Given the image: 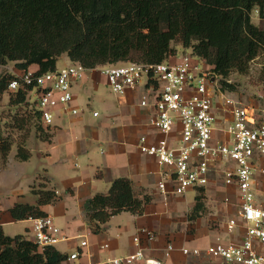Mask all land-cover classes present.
<instances>
[{
    "label": "trees",
    "instance_id": "1",
    "mask_svg": "<svg viewBox=\"0 0 264 264\" xmlns=\"http://www.w3.org/2000/svg\"><path fill=\"white\" fill-rule=\"evenodd\" d=\"M253 10L264 19V0H0V66L12 61L20 70L34 68L40 74L55 70L63 54L88 68L119 61L157 63L175 52L172 42L179 40L233 87L226 81L233 71L247 73L256 57L264 60V28L253 22ZM12 77L0 74V95ZM32 89L29 85L13 92L10 103L29 105ZM32 108L28 119L39 137L49 140L48 126L36 104ZM12 144L0 130L4 163ZM15 156L30 158L25 140L17 143ZM33 191L38 196L35 203L17 201L10 207L14 220L46 216L42 206L58 198L46 184ZM205 198L201 188L190 219L207 211ZM151 201V195L136 190L133 180L123 176L108 191L86 199L83 210L98 233L113 215L144 214ZM67 257L55 245L40 247L25 235H8L0 224V264H63Z\"/></svg>",
    "mask_w": 264,
    "mask_h": 264
},
{
    "label": "built area",
    "instance_id": "2",
    "mask_svg": "<svg viewBox=\"0 0 264 264\" xmlns=\"http://www.w3.org/2000/svg\"><path fill=\"white\" fill-rule=\"evenodd\" d=\"M172 56L177 58L170 61ZM168 58L157 63L109 62L91 68L72 61L40 74L34 68L14 70L8 90L17 92L31 85L38 93L35 104L42 122L51 125L58 109L74 115L81 111L73 83L91 71L105 75L116 94L142 89L140 105L151 110L149 125L159 137L150 140L143 134L138 147L161 166L160 192L165 197L181 195L220 178L227 193L233 190L235 194L233 199L225 197L233 208L225 221L232 239L179 249L186 255L212 258L215 264H264V99L242 101L232 96L214 66L191 47ZM28 219L32 239L40 247L69 239L50 215ZM147 234L149 239L155 238L152 231ZM134 242L138 247L126 255L81 262L88 252L78 249L67 259L79 264H165L146 253L139 236ZM88 244L87 239L81 241L83 248ZM109 246L104 243L101 248ZM175 249L177 246L169 243L164 252L169 256Z\"/></svg>",
    "mask_w": 264,
    "mask_h": 264
},
{
    "label": "crops",
    "instance_id": "3",
    "mask_svg": "<svg viewBox=\"0 0 264 264\" xmlns=\"http://www.w3.org/2000/svg\"><path fill=\"white\" fill-rule=\"evenodd\" d=\"M58 64L59 63L57 62V68H60ZM6 65L10 67L11 73L14 72V70H20L16 67L15 62L12 66H10L9 63ZM63 65H67V63H64ZM89 80H93V86L95 89H98L101 83L110 87L106 76L97 71H91L83 80L74 82L73 91L76 96L75 102L80 107L81 111L74 115L64 109L56 110L54 122L51 125H47L50 139H42L47 143L48 157L51 159L56 158V160L59 159L60 164L73 165V157H79L84 163L94 167V174H90L88 170H83L81 174H66V177L62 180V184L66 191L68 187L72 189L71 192L67 191V194H70L78 201L80 210L82 211V219L80 221L74 219L66 221L65 228H61V234L69 237V239L61 241H68L69 249L65 252L59 250L69 255L75 250L83 249V251L88 252V254L82 256L81 262H87L89 259L98 260L111 255H117V250L119 249L118 239H113V241L107 239V223L103 225L100 232H94L87 221L83 205L86 199L95 193L103 192L100 189L101 181H104L101 185L108 187L109 189L116 178L126 176L133 180L136 190L142 189L151 195L152 201L151 204L147 206L144 214H136L138 217L133 226L135 234L131 235V238L126 243V249L122 250L121 255L129 254L138 247L134 242V237L139 236L146 253L151 257L160 258L165 264H185L187 257L203 260L205 261V264H215V260L212 258L186 255L179 249V247H206L211 244L226 242L232 239L233 235H231L226 228L225 221L228 213L233 212V208L226 204L225 197L226 195H229L233 199L235 195L234 191L231 190L228 194L220 178L214 179V181L206 186L192 187L197 189V194L194 203L186 209L181 217V220L186 223L184 231H181V234H178L162 229L159 222L153 220V215L151 213L157 211L156 206L162 203V200H168L175 196H185L189 189L185 194H169L165 197L157 186L160 179L161 166L156 158L139 150L138 141L141 135L147 134L150 137V140H155L159 137L156 131L149 125V119L152 113L151 110L140 105L142 89L136 92H127L122 95L113 92L117 96V100L113 107H107L103 114L97 109L93 110L92 115L98 117L99 120L92 125H84L81 124V121L84 119V108L80 106L78 101L79 89L76 91L75 88L83 86ZM89 98H91V96ZM89 102L88 104L91 106V103ZM95 111H98L97 116L94 115ZM56 119L61 120V123L56 122ZM66 119H68V121L65 122ZM56 140L65 147L64 154L60 153V148L56 144ZM92 143L102 148V156H100L98 160H95V163L89 164V160L91 159L89 156V147L93 145ZM60 155L62 156L60 157ZM74 165L76 166L77 162H75ZM45 176L49 183L53 185L55 179L54 175L46 174ZM201 188L205 189V202L207 200V209L213 206L217 210L216 214H218V216L214 221L219 225L222 224L220 226L221 228L216 227L210 229L207 227V225L204 224L207 222V217H202L205 213L196 219L191 220L189 218L196 203V198L200 194ZM37 199V196L32 201L29 199L20 200L14 198L12 199V205L17 201L35 203ZM11 206L5 209L3 215L1 214L3 208H0V224H2L4 230L7 225L24 220H14L12 218L9 212ZM42 209L47 215L52 216L55 221L63 217H68L66 206L63 201L56 200L55 202L45 204L42 206ZM221 210L222 212H220ZM189 219L193 222L192 225H190L191 222ZM126 228L130 229L131 225ZM194 228L196 229L195 233H191ZM147 231H152L155 238L152 240L149 239ZM222 231L227 232L229 236L228 240L221 237ZM124 232L126 231L124 230ZM205 235L207 236L206 238H204ZM25 236L28 239L33 238L31 225L27 228ZM164 237H166V242ZM83 239H87L89 242L84 248L81 246V241ZM104 243H109V248L102 249L101 245ZM169 243L176 245L177 249L167 256L164 252V248ZM63 264H79V261L67 259Z\"/></svg>",
    "mask_w": 264,
    "mask_h": 264
},
{
    "label": "rangeland",
    "instance_id": "4",
    "mask_svg": "<svg viewBox=\"0 0 264 264\" xmlns=\"http://www.w3.org/2000/svg\"><path fill=\"white\" fill-rule=\"evenodd\" d=\"M252 20L255 24L264 28V19L259 16L257 10H253ZM172 45L175 48V53L177 52L178 54L183 52L184 47H186L179 40L173 41ZM63 55L58 61L60 68L64 66V63L70 64L72 62L67 55ZM176 58L177 56H172L168 59L170 61H174ZM9 64L12 66L14 62L11 61ZM0 74L12 73L7 65H1ZM228 80V82L233 85V87H228V92L232 96L241 99L242 101L256 102L264 99L263 56H258L251 62L247 73L233 71L228 77ZM75 89L76 91L79 89L78 101L80 106L84 108V119L81 121V124L84 125H92L99 120L98 117H94L92 115L93 110L97 109L101 112V114H103L104 110L107 107H113L117 100V96L106 84L101 83L98 89H95L93 86V80H89L83 86H78ZM11 94H13V92L7 89L2 95H0V130H2L4 135L10 136L13 141L8 161L6 163H4V160L0 155V208H3L1 214L3 215V213H5V209L12 205V199L14 198L20 200H34L37 194L34 193L33 188H39L40 186L46 184L48 188H52L57 191V200L61 202L63 201L66 206L68 217H63L59 220L57 219L55 222L58 223V226L60 228H65L67 220L71 221L74 219L80 221L82 219V211L80 210L78 201L70 194H67L68 192L62 184V180L66 177V174H81L83 170H88L90 174H94V167L84 163V161L82 159L80 160L79 157H73V165H63L59 163V159L56 160V158L51 159L48 157L47 143L39 137L33 122L28 119V115H31L33 112L32 106L38 98L37 91L33 89L30 92L28 100L29 105L11 104ZM90 96L91 98H89ZM88 102L91 103V106H89ZM66 121H68V119H66L65 122ZM56 122L61 123V120L56 119ZM22 140L26 141L27 148L31 152L30 158L25 161L19 160L15 156L17 143ZM56 144L60 148V153L64 154L63 152H65V147L61 145L58 140H56ZM101 149L102 148L95 144L89 147V156L91 158L89 160V164L95 163L94 161L98 160L99 157L102 156ZM61 156L62 155H60V157ZM75 162H77L76 166L74 165ZM46 174L54 175L55 179L53 185L49 183L47 177L45 176ZM101 182L103 183L104 181ZM102 183H100V189L101 191L106 192L108 187L101 185ZM196 194L197 189L192 188L186 192L185 196H175L168 200H162V203L156 206L157 211L151 213L153 215V220L155 222H159L162 229L172 233L181 234V231H184V226H186L185 221L181 220V217L185 213L186 209L194 203ZM216 211L217 210L213 206L209 207L202 216L204 218L207 217V222L204 224L210 229L216 227L221 228L220 226L222 224L219 225L216 221H214V219L218 216ZM220 212H222V210ZM137 217L138 216L136 214L130 211H122L113 215L107 222V239L112 241L113 239H118L119 241L117 255L122 254V250L126 249V243L131 238V235L135 234L133 226L135 225V221H137ZM191 220L189 219L191 222L190 225L193 224ZM30 225L31 222L24 219L23 221L7 225L5 231L11 236L18 234L25 235L27 228ZM129 225H131V228L127 229L126 227ZM124 230L126 232H124ZM195 231L196 229L194 228L191 233H195ZM206 237L207 236L205 235L204 238ZM221 237L225 238V240L229 239L226 231H222ZM165 238L166 237H164V240L166 242L167 240ZM68 243V241H60L55 245L58 249L65 252L69 249ZM185 264H205V261L187 257Z\"/></svg>",
    "mask_w": 264,
    "mask_h": 264
}]
</instances>
